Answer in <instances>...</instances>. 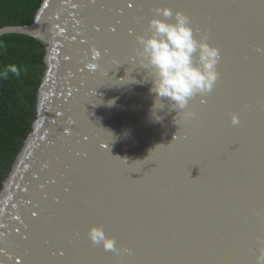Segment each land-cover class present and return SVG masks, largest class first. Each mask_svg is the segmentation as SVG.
<instances>
[{
	"label": "water",
	"instance_id": "obj_1",
	"mask_svg": "<svg viewBox=\"0 0 264 264\" xmlns=\"http://www.w3.org/2000/svg\"><path fill=\"white\" fill-rule=\"evenodd\" d=\"M141 3L192 5L184 11L203 29L198 40L211 28L204 42L220 59L207 106L192 98L176 111L157 99L153 109L137 37L164 19L156 11L123 18L112 36L103 27L119 17L92 0H40L31 22L0 27L44 49L35 115L0 181V264H59L48 252L60 245L70 264H258L264 255V62L246 58L264 41V0ZM101 224L135 259H99L109 254L88 229Z\"/></svg>",
	"mask_w": 264,
	"mask_h": 264
},
{
	"label": "clouds",
	"instance_id": "obj_2",
	"mask_svg": "<svg viewBox=\"0 0 264 264\" xmlns=\"http://www.w3.org/2000/svg\"><path fill=\"white\" fill-rule=\"evenodd\" d=\"M156 17L164 19H151L150 34L137 37L138 55L154 77L149 90L154 94L153 109L159 99L162 103L167 102L165 107L169 110L183 111L196 95L212 91L219 78L216 68L219 51L203 39H196L189 18L184 14L176 12L170 22L167 18L173 17L172 11L157 9ZM9 72L20 75L17 66L9 65L0 71V78L6 79ZM112 103L114 101L109 104ZM188 115L194 117L195 113ZM231 122L238 124V116L232 114ZM88 237L93 244L102 245L106 250L116 248L115 239L107 236L102 227H90ZM258 264H264V255L258 258Z\"/></svg>",
	"mask_w": 264,
	"mask_h": 264
},
{
	"label": "trees",
	"instance_id": "obj_3",
	"mask_svg": "<svg viewBox=\"0 0 264 264\" xmlns=\"http://www.w3.org/2000/svg\"><path fill=\"white\" fill-rule=\"evenodd\" d=\"M40 0H0V27L31 22ZM43 44L24 34L0 36V71L20 69L0 78V181L35 115L38 80L44 68Z\"/></svg>",
	"mask_w": 264,
	"mask_h": 264
},
{
	"label": "snow or ice",
	"instance_id": "obj_4",
	"mask_svg": "<svg viewBox=\"0 0 264 264\" xmlns=\"http://www.w3.org/2000/svg\"><path fill=\"white\" fill-rule=\"evenodd\" d=\"M92 7L101 13H114L116 17H119V19L115 20V23H108L106 30L103 27V30L106 31L107 34H110L112 36H115L117 34L119 30L118 25L123 23V18L127 17L132 20H137L138 14L142 13L145 9H148L150 12H155L157 8H166V7H170L172 9V13L183 12V14L189 18L190 24H192L193 27V31L198 36L203 34L202 27L198 24H195L192 17L189 16L184 11L185 8L192 7V5L165 4V3L143 4L141 3V0H92ZM101 25H102L101 22H98L96 25H94V31L100 33L102 30ZM208 32H209V36H204L205 41L210 38L211 28L208 29ZM128 34L129 35L133 34L132 29H128ZM249 47H250V51L246 58L248 59L256 58L259 59L261 62H264V41H262L259 44L252 43L250 44ZM95 55L98 57L100 53L96 52ZM89 67L92 68L95 67V65H89ZM211 92L205 94H198L194 98L197 99L202 106H207L209 104ZM233 126L238 127L239 123ZM85 139H87V137H85ZM52 183H55V181H52ZM65 191H68V189L66 188ZM57 203H59V200H57ZM32 215L34 217H38V213L36 212H33ZM101 227L105 229L104 224H101ZM104 233L106 234L105 231ZM76 235L78 236L79 233H76ZM261 237L262 238L259 240V244L261 248H264V225H262ZM22 239L27 240L28 237L25 236ZM45 243H51V241H45ZM72 243H73L72 240L68 241V244L71 245ZM91 245L93 246L94 249L98 248L101 254L102 253L109 254L107 256L100 255L99 259L115 258L117 260L131 261L135 259L137 255V250L130 246L123 248V252L126 253V255L121 256V252L118 250L117 246L115 249L106 250L101 245L93 244L92 242ZM245 252L246 254L251 255L253 257L259 254V251L255 248H246ZM48 254L51 257L56 258L59 261V264H70V262L74 259L71 251L64 245H60L55 249L49 250Z\"/></svg>",
	"mask_w": 264,
	"mask_h": 264
}]
</instances>
